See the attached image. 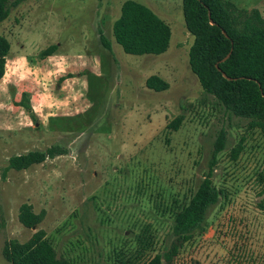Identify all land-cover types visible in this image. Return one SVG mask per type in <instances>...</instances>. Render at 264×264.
Here are the masks:
<instances>
[{"label": "rangeland", "instance_id": "374dc122", "mask_svg": "<svg viewBox=\"0 0 264 264\" xmlns=\"http://www.w3.org/2000/svg\"><path fill=\"white\" fill-rule=\"evenodd\" d=\"M13 1L0 22L10 43L0 79V264H9L7 242L37 229L72 264H143L162 254L175 241L173 211L206 174L220 129L226 144L212 173L219 200L203 230L162 264H264V133L201 88L188 65L193 37L182 0H135L170 26L158 55L128 54L115 42L125 0ZM228 1L264 18V0ZM150 75L168 88L149 89ZM177 115L179 128L167 129ZM52 146L58 153L40 163L8 168L11 156ZM24 203L43 212L35 228L18 220Z\"/></svg>", "mask_w": 264, "mask_h": 264}, {"label": "trees", "instance_id": "16d2710c", "mask_svg": "<svg viewBox=\"0 0 264 264\" xmlns=\"http://www.w3.org/2000/svg\"><path fill=\"white\" fill-rule=\"evenodd\" d=\"M9 1L0 0V22L9 15ZM23 1L26 0H14L11 4ZM182 14L185 28L193 37L188 49V65L203 91L264 133V18L259 10L238 8L228 0H182ZM112 35L125 53L158 55L167 50L171 29L146 5L125 0L112 24ZM100 41L110 50L104 36H100ZM9 49V41L0 35V79L6 71ZM53 51L54 46H50L43 53L48 55ZM145 85L154 91L168 88V83L157 75L147 77ZM182 119V115H177L166 128L177 130ZM225 144L226 132L220 129L213 142L206 174L191 196L173 211L171 232L175 241L162 254L153 255L143 264L171 261L179 246L194 231L203 230L208 209L220 197L219 189L212 182V173ZM242 147L240 140L231 149L232 159L237 158ZM57 153V147L52 146L45 151L14 155L8 160V168L25 169ZM258 180L262 186L260 193L264 194V174H260ZM42 217L43 212H34L30 204L19 207L18 220L26 228H35ZM3 255L9 264H72L57 255L42 229L34 231L24 242L10 240L3 248Z\"/></svg>", "mask_w": 264, "mask_h": 264}, {"label": "water", "instance_id": "95a60500", "mask_svg": "<svg viewBox=\"0 0 264 264\" xmlns=\"http://www.w3.org/2000/svg\"><path fill=\"white\" fill-rule=\"evenodd\" d=\"M228 55H229V54H227V55L223 58V60L226 59V58L228 57ZM216 66H217V65H216Z\"/></svg>", "mask_w": 264, "mask_h": 264}]
</instances>
